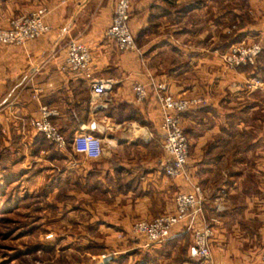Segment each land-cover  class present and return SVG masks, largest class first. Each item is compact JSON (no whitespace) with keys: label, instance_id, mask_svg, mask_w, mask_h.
<instances>
[{"label":"crops","instance_id":"1","mask_svg":"<svg viewBox=\"0 0 264 264\" xmlns=\"http://www.w3.org/2000/svg\"><path fill=\"white\" fill-rule=\"evenodd\" d=\"M14 1L0 0L1 27L42 5L49 30L18 45L0 44V170L38 165L43 194L73 218L66 226L81 231L77 239L128 252V264H192L190 232L181 224L148 248L115 237L133 220L172 212L188 178L203 190L205 216L214 197L225 205L215 212L210 238L215 264H262L264 117L253 118L256 104L242 88L254 71L264 85V0H128L141 54L118 51L105 35L114 0H30L23 8ZM69 38L86 45L90 76L110 83L105 92L93 95L87 77L63 66ZM237 41L261 44L252 66L222 62L220 53ZM149 81L164 83L173 96L200 99L176 113L187 137V178L160 169L161 114ZM136 83L145 85L142 101L134 99ZM42 104L55 108L49 118L66 140L63 148L29 124ZM82 130L100 137L98 157L70 147ZM244 170L251 178L238 173Z\"/></svg>","mask_w":264,"mask_h":264},{"label":"built area","instance_id":"2","mask_svg":"<svg viewBox=\"0 0 264 264\" xmlns=\"http://www.w3.org/2000/svg\"><path fill=\"white\" fill-rule=\"evenodd\" d=\"M112 8L105 35L113 40L118 51L128 50L141 54L128 23V0H114ZM46 12L45 6H36L27 13L9 18L5 25L0 26V44L18 45L47 33L49 26L44 21ZM260 51V44L256 41L249 43L239 41L229 45L225 51L220 53V56L226 66L233 68L239 64H250ZM90 57L85 44L72 38L67 39L63 66L70 71L81 72L87 77L92 94L97 96L109 89L110 83L107 79H95L90 76L88 69ZM260 83L258 78H253L252 84ZM149 84L153 89L161 114L158 128L162 133L161 145L164 157L159 162L160 169L165 176L174 178L183 175L187 178L185 175L188 153L187 137L180 127L176 113L200 102V99L173 96L162 82L149 81ZM133 90L134 99L142 101L146 93L145 85L136 83ZM55 113V108L44 104L39 105L36 117L30 118L29 124L56 148H63L66 140L49 118ZM69 144L74 152L89 158L98 157L102 151L100 137L86 130L73 135ZM187 185V190L178 191L174 196L172 212H164L147 220H133L126 233L138 240L137 246L148 248L162 244L170 237L174 227L181 224L184 230L190 232L191 242L186 252L189 259L193 260L192 264H215L209 245L213 226L218 222L216 213L205 216L203 190L196 182H191L188 178ZM212 205L214 212L224 210V205L218 196L213 198ZM117 236L122 235L118 233ZM258 250V259L264 264V243ZM137 264L143 263L140 261Z\"/></svg>","mask_w":264,"mask_h":264},{"label":"rangeland","instance_id":"3","mask_svg":"<svg viewBox=\"0 0 264 264\" xmlns=\"http://www.w3.org/2000/svg\"><path fill=\"white\" fill-rule=\"evenodd\" d=\"M28 1L30 0H15L14 3L18 8H23L28 5ZM256 56L245 66H252ZM257 74L254 71L242 88L248 94L250 102L256 104L251 110L253 118L259 115L264 117V85L261 73ZM253 78H258L261 83L252 84ZM238 158L240 161H246L244 156ZM14 166V170H0V264H95L105 255H111V258L114 257L118 261L113 264H128L133 260L132 255L129 258L128 252L116 254L115 251H110L109 245H99L92 239L78 240L81 231L66 226L73 218L59 213L56 200L49 201L43 194L44 187L39 180L38 165L28 170H21L19 165ZM238 173L244 175L245 180L251 178L246 170ZM244 189L248 190L246 187ZM212 200L209 214H215ZM84 232L90 234L95 231ZM119 234L122 236L116 235V239L133 238L126 232ZM138 262L140 260H137L136 264Z\"/></svg>","mask_w":264,"mask_h":264},{"label":"trees","instance_id":"4","mask_svg":"<svg viewBox=\"0 0 264 264\" xmlns=\"http://www.w3.org/2000/svg\"><path fill=\"white\" fill-rule=\"evenodd\" d=\"M42 138L45 139L43 135H42ZM117 262L118 261L114 257H112V258L108 259L107 261H102V263H95V264H113V263H117Z\"/></svg>","mask_w":264,"mask_h":264},{"label":"water","instance_id":"5","mask_svg":"<svg viewBox=\"0 0 264 264\" xmlns=\"http://www.w3.org/2000/svg\"><path fill=\"white\" fill-rule=\"evenodd\" d=\"M110 258H111V255H105V256L102 257V260L100 262H98V263H102V261H107Z\"/></svg>","mask_w":264,"mask_h":264}]
</instances>
